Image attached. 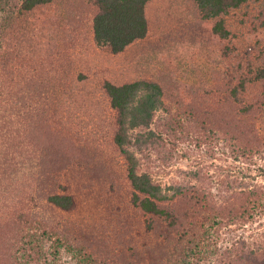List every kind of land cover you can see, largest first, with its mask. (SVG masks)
Segmentation results:
<instances>
[{"label":"trees","instance_id":"1","mask_svg":"<svg viewBox=\"0 0 264 264\" xmlns=\"http://www.w3.org/2000/svg\"><path fill=\"white\" fill-rule=\"evenodd\" d=\"M74 1L0 0V151L18 152L16 159L2 158L0 173H16L14 179L20 180L21 187L35 191V201L44 198L39 207L33 198L29 201L39 212L23 211L14 219V212L27 205V198H23V190L18 194L2 191L0 181V264H63L61 251L76 264H97L88 247L94 237L88 228L94 225L84 217L95 192H100L99 204H108L106 198L119 186H125L130 205L145 219L140 228L143 232L125 223L123 234H141L144 240H155L158 248V242L163 244L160 255L167 257L166 264L207 259L215 254L210 242L223 224H244L257 209L264 208L262 190L232 195L231 206H221L222 200L217 208L221 197L217 200L211 193L202 170H195L188 173L194 183L171 184L167 190L173 194L169 196L141 172L134 152L148 158L152 151L164 150L167 143L157 136L161 131L173 139L169 157L181 141L194 140L200 146V142L218 137L231 145L234 159L261 157L264 145L254 124L264 113V52L235 53L237 61L225 65L222 74L210 72L211 83L201 78L178 96L172 91L170 77L148 69L160 46L167 54L159 62L166 69L178 70L167 60L177 58L175 47L181 43L175 36H167L172 27L185 28L187 34L192 22L210 24L211 34L223 40L264 31V0H87V9L80 0ZM48 16L54 17L53 22L36 29L34 19L50 21ZM247 28L251 30L245 34ZM34 38L42 43L28 44ZM75 46L102 53L101 67L107 57L127 55L131 48L138 51L132 66L122 60L115 65L119 71H127L120 77L113 71L115 77L109 75L101 82L102 75H91L90 69L75 75L73 61L65 64L59 57L53 71L60 74L50 79L44 62L59 52L67 56L66 49ZM188 49L181 46L179 51ZM32 71L41 77L32 76ZM159 110L165 116L155 120ZM93 114L100 118L96 131L77 128V122ZM137 129L131 137L130 132ZM164 154L155 153L162 164ZM117 157L123 160V170L112 178V169L119 164ZM72 161L75 166L93 167L89 180H80L75 174L74 190L71 183L63 186L59 182V174ZM79 186L88 196H81ZM95 219L103 222V232L109 231V220L103 221L100 215ZM173 235L176 239H171ZM250 251L245 255L233 248L222 264L240 259L248 262L258 249Z\"/></svg>","mask_w":264,"mask_h":264},{"label":"rangeland","instance_id":"2","mask_svg":"<svg viewBox=\"0 0 264 264\" xmlns=\"http://www.w3.org/2000/svg\"><path fill=\"white\" fill-rule=\"evenodd\" d=\"M76 1L78 0H75L74 2ZM86 2L87 0H80V3L82 5L84 4L83 7L85 8L87 6ZM70 3L72 4V2ZM48 17L51 18L50 21L48 18L47 20H43L42 17L35 18L34 21L37 22L36 27H38L36 29H40L41 25L51 24L54 17ZM231 19L237 21L234 18ZM193 23L194 22L190 23L193 28L188 31L187 34H184L185 28L179 29L177 27H172L170 28L171 30L169 29L167 32L169 38L175 36L176 39L181 40V43L175 47V51L179 52V54H176L177 58H174L173 60L167 59L169 60L168 64L172 62L171 64H175L178 67V70L172 71L171 66V68L168 67L167 70L165 68L166 64L159 62L160 58L167 54V50L161 52L160 46L156 48V52L151 61L152 63L150 64V69H148L152 74H166L165 76L170 77L173 81L171 85L172 91L177 96L185 93L190 85L201 81V78L204 81H210L209 83H211V79H209L210 72L214 71L216 74H222L225 71V65L228 66L237 61L236 56L234 55L235 53L241 55L245 51L256 55L260 50L264 52V31L261 29L253 35H245L243 38L239 36L237 38L231 37L223 40L216 38L211 34L210 24L205 23V26H203V24L197 26L196 24L193 25ZM249 30L251 29H245V34H248L247 32H249ZM34 34H31V37L35 36ZM148 41L150 42L153 40ZM27 42L28 44L35 43V45H38L40 42L42 43L39 38H34V40L30 39L27 40ZM181 46H183V48L189 47V49L181 52L179 51ZM242 50L244 51L242 52ZM137 51V49L131 48L127 55H119L121 57L114 56L111 58L107 57V61L101 67L98 63L105 60V56H103L102 53L95 52L92 48L89 49L87 46L81 48L80 46H75L66 49L67 56H63L59 52V56L56 54L55 56L52 55V57H49L44 62L46 66L45 71L48 73V76H50V79L51 77H58L60 73L58 70L53 71V66H58V59L61 57L63 60L67 61L65 64L72 63L73 61V65L77 69L75 75L77 73L86 74L85 69H90L92 71V73H90L91 75L95 73H97L98 76L102 75L103 78L99 80H102L101 82H103V79H109V75L115 77V74H112L113 71H116V77L126 74L125 72L127 71L122 69L123 72H121L115 67V65L119 63V60H122L124 62L126 61L125 63L129 62L132 66V57L136 55ZM223 59L224 61H222ZM103 69H105V73ZM30 74L32 76L41 77L33 71ZM89 77L91 76L89 75ZM97 101L100 102V100ZM164 116L165 113L162 110H159L156 113L155 120ZM99 119L96 114L90 115L86 119L83 118V122H77V128L80 129L81 127L85 128L88 132H94L99 127V124L97 123ZM75 125L76 122L73 123V127H75ZM150 128L155 130L154 126H151ZM254 128V132L262 140L264 145V113L258 117L254 124ZM138 131L139 130L137 129L134 132H130L129 135L134 137ZM157 136H161L165 139L167 145L164 150H159V152L152 151L151 154L149 153L150 155L148 158L146 155H141L138 152H134V154L139 161V169L141 172L147 173L154 183L159 184L164 191L168 192L167 194H169V196L173 194L172 190H167L171 184L187 182L194 183V181L190 179L188 173L195 170H202L203 174L208 178L207 182L211 188V193L217 197V200L218 197H221L220 202L217 201L219 202L216 204L217 208L220 206L222 200L221 206H231L230 197L232 195L244 193L246 190L259 189L262 190V197L264 196V153L261 157L257 156L246 159H234V152L231 145L226 142L223 137H218L217 140L208 139L204 143L200 142V146H197L193 139H189V141L193 140L190 142L181 141L177 143L175 146L176 149L172 151V155L169 157V151H171L170 149L172 148L170 142H172L173 139H171L168 134L161 131L158 132ZM153 145L155 147L156 142H154ZM162 151L165 153L164 156H167L166 161L163 164L159 162L157 159L158 157L155 155V153H159L160 157ZM17 153L18 152L15 149L10 153L3 154L0 151V162L2 161V158L16 159ZM117 159H119V164L112 169L115 174L111 175L112 178L122 174L123 166L121 164L123 160L119 157H117ZM104 165V163L100 164V166ZM92 170L93 167L90 165L79 167L75 166L74 161H72L71 164L68 165L67 170L59 174L61 175L59 176V182L63 186H67L68 183H71L69 185L72 190H74L77 180V178L75 179V174L78 175L80 180H89L93 177ZM15 174L16 173H12L8 175L5 172L0 173L2 191L8 190L9 193L18 194L20 190H23L22 196L25 199L27 198V205H23L24 207L20 211L18 210L14 212V219L18 214L23 213V211L25 214L31 213V210L39 212V208H32L33 205L29 202L32 198L33 201H35V198L37 197L35 191L31 192L30 190L21 187L20 180L17 182V180L14 179L17 177ZM95 190L97 191V189ZM79 191L81 196L84 197L87 190L79 186ZM4 194L6 197H10L7 193ZM99 195L100 192H95L93 195L94 197H90L91 199L93 197V200L89 203V212H87L84 217L87 223L92 222L94 225L93 228H88L89 233L94 236L88 247L97 264H166L167 257L163 254L160 255V249L164 246L163 244L158 242V245L161 246L158 248L155 240L154 242L153 240L152 242L148 239L144 240L141 237V234H123L124 228H122V226H126L125 223H130V225L133 226L132 229L136 230V232H143L140 228L145 220L144 214L130 205V195L126 192L125 186H119L114 194H110L108 197L105 196V198L107 197L108 204H99ZM38 199L40 200L35 201V205L39 207L44 201V198ZM262 203L264 204V198L262 199ZM93 204H98V206L95 207ZM99 205L101 211L98 210ZM15 207H18V205L15 204L14 208ZM40 208H44V206H41ZM37 215L39 214L37 213ZM97 215L102 216V220L105 222L107 220L110 221L109 231H102L101 224L103 222L100 220L96 221L95 217ZM72 217L75 219L74 216ZM76 217L78 216L76 215ZM118 220L121 222L119 223ZM155 225L157 226L156 228L161 229L159 223H155ZM155 225H153V227H155ZM164 229L165 228L162 227L163 231ZM131 232L134 231L132 230ZM7 238L8 237H4V239ZM126 239L128 240L127 243ZM171 239H176V235H173ZM210 246L215 254L212 256L207 255L208 258L201 260V262L192 260V264H222L223 261L226 260L225 255H230L229 253L233 248H238L239 251H242L245 255L249 254L251 252L250 250L258 249L257 255L251 256L252 259L248 262L244 263V261L240 259L236 261L237 263L234 262L233 264H264V208L257 209L255 214L252 215V218L248 219L244 224L241 223L229 226L223 224L217 232V235L216 233L213 234V240L210 242ZM60 258V262L63 264H76L74 259L64 251H61Z\"/></svg>","mask_w":264,"mask_h":264}]
</instances>
